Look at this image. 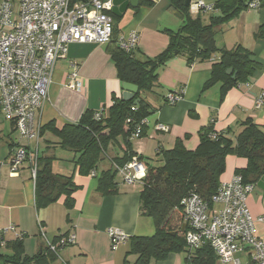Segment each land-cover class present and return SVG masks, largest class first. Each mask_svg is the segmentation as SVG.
I'll list each match as a JSON object with an SVG mask.
<instances>
[{
  "label": "crops",
  "instance_id": "crops-1",
  "mask_svg": "<svg viewBox=\"0 0 264 264\" xmlns=\"http://www.w3.org/2000/svg\"><path fill=\"white\" fill-rule=\"evenodd\" d=\"M201 1L206 5L218 2ZM152 3L151 7H141L137 14L130 5L120 16L109 13L118 19L119 37L131 32L137 34L134 55L140 60L162 53L169 42L166 32L176 31L182 25V19L170 8L168 0H152ZM189 14L193 18L199 16L205 24H208L209 16L220 15L215 10ZM262 24L264 7L247 9L218 27L214 37L218 48L230 50L239 45L251 52L257 65L247 85L233 87L224 95H221L220 83L203 91L214 59L188 65L185 57L177 56L157 70L160 86L155 88L154 94L146 97L152 110L146 119L145 134L131 141L132 149L143 165L144 162L160 165L156 158L158 151L171 149L177 140H181L185 149L195 150L200 130L211 123L217 133L233 139L240 131L239 125L246 119H251L264 131V104L260 109L255 108L256 98L264 92V40L254 38ZM116 45H68L65 57L56 62L47 101L36 115L35 123L39 128L51 121L57 128L65 123H76L85 111H105L112 104V96L121 97L123 83L119 81L111 59ZM74 66L81 83L79 90L68 87V77ZM171 91H182V99L174 105H166L163 98ZM158 125L165 126L167 131L157 129ZM43 138V143L39 144L41 150L48 140L54 141L48 133ZM28 144L31 147L33 142L27 143L19 138L12 123L0 114V232L4 240L22 239L25 256L32 257L47 244L57 243L59 237L74 235L73 244L57 250L54 264H136V257L128 254L129 238L149 237L154 233L152 221L140 213L142 183L128 185L123 179L121 183L116 180V189L111 194L102 195L97 191V178L79 175L69 162L74 154L66 151L56 157L53 170L73 176L77 190L72 194V206L67 208L65 198L61 197L57 202L37 209L29 164L24 163L16 173H11L10 169L15 148ZM123 150L119 141L107 154L109 157L121 156ZM47 151V155H54L55 151ZM109 160L107 158L99 164L97 175L110 167ZM245 165L244 159L228 156L221 183L230 181L235 170ZM247 206L253 219L264 215L263 190L257 185L247 199ZM254 227L255 236L264 241V223L255 222ZM109 229L121 231L128 240L113 248L107 235ZM184 256L183 253H173L164 260H152L149 264H184Z\"/></svg>",
  "mask_w": 264,
  "mask_h": 264
},
{
  "label": "trees",
  "instance_id": "trees-1",
  "mask_svg": "<svg viewBox=\"0 0 264 264\" xmlns=\"http://www.w3.org/2000/svg\"><path fill=\"white\" fill-rule=\"evenodd\" d=\"M85 1L70 0L71 3ZM168 1L170 8L182 19V25L176 31L166 32L169 42L162 53L154 58L140 60L135 57L134 51L126 53L120 50L118 45L111 52L119 81L138 88L132 100L124 102L121 98L112 96V104L105 111H85L76 123H65L57 128L51 121L40 128L41 138L48 133L54 141L48 140L44 150H38L34 180L37 209L45 208L61 197L65 198V206L70 208L72 194L77 190L72 175L67 176L53 170V163L57 158L55 155H47V150L55 151L59 148L73 153L74 158L69 162L74 165V170L82 176L95 172L97 191L102 195L111 194L116 189L117 168L129 163L133 157L141 160L134 153L131 141L145 134L146 122H142L146 121L152 110L146 97L154 94L155 88L160 86L157 70L171 58L183 56L188 65L214 59L203 91L220 83L221 95H224L229 89L249 82L257 65L251 57V52L239 45L230 50L218 48L214 38L218 27L248 9V0H218L213 7L220 15L209 16L208 24L199 16L191 17L189 8L185 7L186 0ZM259 2L260 8L264 7V0ZM152 4V0H138L133 13L137 14L141 7H151ZM110 17L113 22L110 43L117 44L118 19L111 14ZM254 38L264 40V24L258 27ZM228 69H232V74L235 73L234 78L232 74H226ZM180 92L182 91L169 92L163 98L164 103L169 105V94ZM96 115L99 117L95 118ZM239 127L240 131L233 139L217 133L211 123L200 130L199 144L195 150L185 149L181 140H177L171 149L158 151L156 158L160 165L154 166L144 162L146 173L141 180L140 213L152 221L154 233L149 237L129 238L128 254L136 257V264H149L152 260L161 261L173 253H183L184 264L218 263L208 244L196 249L187 247V228L183 233L180 231L181 226L185 224L180 202L183 198L195 194L212 207L210 199L221 184L220 179L225 171V160L228 156L245 160V167L236 169L234 173L241 176L244 183L257 185L261 181L264 182V131L251 119H246ZM137 129H140L139 137L134 138L133 134ZM119 141L124 149L122 155L109 157L108 150ZM107 158L110 159V167L101 170L97 175L99 164ZM56 260V253L47 247L34 256L27 257L24 254L22 239L5 241L0 232V263L54 264Z\"/></svg>",
  "mask_w": 264,
  "mask_h": 264
},
{
  "label": "built area",
  "instance_id": "built-area-1",
  "mask_svg": "<svg viewBox=\"0 0 264 264\" xmlns=\"http://www.w3.org/2000/svg\"><path fill=\"white\" fill-rule=\"evenodd\" d=\"M111 8L112 0L79 3L70 0H0V114L12 123L19 138L33 142L31 147L28 144L15 148L10 162L11 173L28 163L34 182L40 141V128L35 118L47 101L56 62L65 57L71 43L109 44L113 28L109 15ZM248 9H260L259 0H248ZM213 11V5L190 0V13ZM137 40V34L131 32L119 37L117 45L120 50L131 53L137 47ZM68 79L69 88H81L76 66ZM181 94H169V105L180 101ZM263 104L264 92H261L255 100V108L260 109ZM157 129L167 131L163 125H158ZM139 133L140 129H137L133 137L138 138ZM117 171L128 185L141 182L146 173L145 166L136 157ZM90 175L95 177V172ZM254 188L255 185L244 183L241 176L233 175L230 181L221 183L211 197L212 207L195 194L183 198L180 206L187 228V247L196 249L208 244L219 264H242L236 258L238 254H245L249 264H264V241L255 236L254 227L255 222L264 223V215L253 219L247 206ZM107 235L113 248L128 240L117 229H109ZM74 241L75 236L70 235L46 247L56 253Z\"/></svg>",
  "mask_w": 264,
  "mask_h": 264
},
{
  "label": "water",
  "instance_id": "water-1",
  "mask_svg": "<svg viewBox=\"0 0 264 264\" xmlns=\"http://www.w3.org/2000/svg\"><path fill=\"white\" fill-rule=\"evenodd\" d=\"M190 4V0H186L185 2V7L188 8ZM128 5L132 8H136L138 5V0H112V8H111V13L115 16H120L123 12L126 11L128 8ZM227 75L232 74V69H228L226 71ZM235 77V73L232 74V78ZM122 92H121V100L124 102H128L134 98V95L137 93L138 88L137 86L129 83H123L121 86ZM135 104H138V101L135 102ZM257 187L260 188L261 190L264 189V182H259L257 184ZM186 225L183 224L181 226L180 231L183 233L185 231ZM174 235V233H172Z\"/></svg>",
  "mask_w": 264,
  "mask_h": 264
},
{
  "label": "rangeland",
  "instance_id": "rangeland-1",
  "mask_svg": "<svg viewBox=\"0 0 264 264\" xmlns=\"http://www.w3.org/2000/svg\"><path fill=\"white\" fill-rule=\"evenodd\" d=\"M45 136V135H44ZM45 138V137H44ZM44 138L40 137V141H39V144H42L43 143V140ZM65 153H67L66 151H63V150H60L58 149L57 151L55 150V152L53 153L56 157H58L59 155H64ZM116 180L117 182H120L122 180V177L120 175H117L116 176ZM121 183V182H120ZM256 191H259V189L256 188ZM238 257L237 258H240L241 261H242V264H245L246 263V255L245 254H238L237 255ZM218 264V263H217Z\"/></svg>",
  "mask_w": 264,
  "mask_h": 264
}]
</instances>
